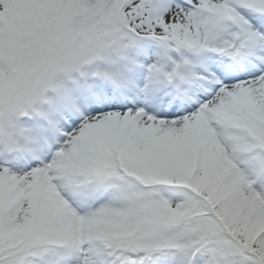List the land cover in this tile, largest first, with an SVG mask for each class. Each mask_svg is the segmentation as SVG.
<instances>
[{
  "label": "snow or ice",
  "instance_id": "obj_1",
  "mask_svg": "<svg viewBox=\"0 0 264 264\" xmlns=\"http://www.w3.org/2000/svg\"><path fill=\"white\" fill-rule=\"evenodd\" d=\"M77 31L0 154V264H264V0H0V63Z\"/></svg>",
  "mask_w": 264,
  "mask_h": 264
},
{
  "label": "clouds",
  "instance_id": "obj_2",
  "mask_svg": "<svg viewBox=\"0 0 264 264\" xmlns=\"http://www.w3.org/2000/svg\"><path fill=\"white\" fill-rule=\"evenodd\" d=\"M92 39L88 32L77 31L0 63V154L28 150L33 130L25 120L40 114L83 75Z\"/></svg>",
  "mask_w": 264,
  "mask_h": 264
},
{
  "label": "rangeland",
  "instance_id": "obj_3",
  "mask_svg": "<svg viewBox=\"0 0 264 264\" xmlns=\"http://www.w3.org/2000/svg\"><path fill=\"white\" fill-rule=\"evenodd\" d=\"M145 45H146V46H151V47H153V48L156 47V45L153 44L152 42H145ZM129 54H130V55H134V54H135V49L130 50V53H129ZM153 58H155V57H153Z\"/></svg>",
  "mask_w": 264,
  "mask_h": 264
}]
</instances>
